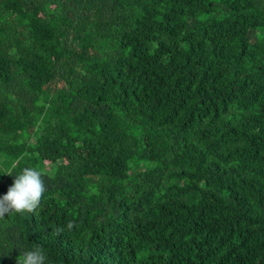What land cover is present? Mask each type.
<instances>
[{"label": "trees", "instance_id": "16d2710c", "mask_svg": "<svg viewBox=\"0 0 264 264\" xmlns=\"http://www.w3.org/2000/svg\"><path fill=\"white\" fill-rule=\"evenodd\" d=\"M26 167L0 264H264V0H0V197Z\"/></svg>", "mask_w": 264, "mask_h": 264}, {"label": "clouds", "instance_id": "9594fccd", "mask_svg": "<svg viewBox=\"0 0 264 264\" xmlns=\"http://www.w3.org/2000/svg\"><path fill=\"white\" fill-rule=\"evenodd\" d=\"M4 174L13 175L11 169ZM45 191L42 172L35 168H24L15 175L7 193L0 197V219L9 214L23 215L34 212L39 207ZM67 228L68 230L73 228L72 221H69ZM63 231L62 227L55 229L57 235ZM46 259L42 246L36 245L30 250H24L17 258V264H45Z\"/></svg>", "mask_w": 264, "mask_h": 264}]
</instances>
